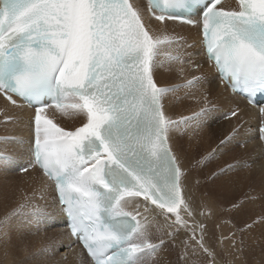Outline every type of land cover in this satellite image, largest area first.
<instances>
[{"label":"snow or ice","instance_id":"snow-or-ice-1","mask_svg":"<svg viewBox=\"0 0 264 264\" xmlns=\"http://www.w3.org/2000/svg\"><path fill=\"white\" fill-rule=\"evenodd\" d=\"M217 5L222 0H148L147 12L202 25L208 59L251 101L264 92V0ZM144 11L130 0H0V92L35 108L33 164L55 182L90 264H146L158 250L148 229L129 221L128 198L143 195L184 227L181 206L192 215L169 146L176 122L162 104L176 89L154 80L160 49L175 38L151 32ZM48 109L85 122L66 131ZM259 132L264 140V126ZM202 239L197 245L212 255Z\"/></svg>","mask_w":264,"mask_h":264},{"label":"bare ground","instance_id":"bare-ground-1","mask_svg":"<svg viewBox=\"0 0 264 264\" xmlns=\"http://www.w3.org/2000/svg\"><path fill=\"white\" fill-rule=\"evenodd\" d=\"M136 3L146 10L144 0H138ZM231 3L234 4L233 1ZM144 16L147 19V27L151 32L156 35H168L175 38V43L170 47L164 46L160 49V54L156 58L158 63L154 69V76L157 79L159 87L177 90L168 92L163 97L162 104L165 116L169 120L176 122L168 133L169 141L183 172V196L190 204L192 212V215H188V213L183 211V206H181V215L187 221V227H184L174 224V214H168V219L164 215H160L162 210L152 204L151 200H145L141 197L128 198L132 202L127 205L125 210L138 215V221L148 229L151 241L159 245L158 250L146 260V264H162L164 258L165 260H174L175 258L170 256L171 252L177 258H183L180 259L182 260V264L184 261L190 263L195 259L197 256L196 252L198 253V257L205 256L206 261H214V264H225L226 258L224 256L226 255L230 260L229 264H245L240 248L232 252V248L228 242L224 239H217L218 233L222 230H224L223 233L225 235L230 234L225 231L227 225L224 223L221 212L224 210V203L221 198L225 195V181L222 177L224 176V172L227 171V169L224 170L225 167L223 168V165L229 159L232 146L235 143L241 142L245 146L247 154L238 155L237 159H240L245 164H249V166L251 164V168L247 166L255 174L256 181L259 180L264 184V140L259 138L260 133L257 128L260 116L254 108L247 104L243 97L231 95L230 89L220 85L219 77L208 66L198 72H191L189 58L193 59L194 55H200L201 49H203V42L200 39L198 27L179 25L175 22L160 23L147 17L146 11H144ZM190 42H194L196 46L191 49L188 48L187 44ZM163 53L172 56L179 55L181 59L178 61L170 60L169 58L163 59L161 57ZM191 62L199 64L200 60H193ZM187 63L188 67H184ZM179 67L183 68V77L186 80L172 79V75L176 74ZM189 82L192 83L189 84ZM187 85L192 87L188 88ZM203 89H206V92H210L211 97L208 100L205 99L203 101L202 94L192 95L197 90ZM194 98H196L194 101H198L196 104L189 106L187 104L186 107L182 106L181 108L180 103ZM214 107L225 111L233 109L229 112V119L236 116L235 120L231 122L229 120L228 123H224L217 130L219 132L215 131L216 135L214 139L221 133L226 132L230 127L225 134V136L229 134L227 143L222 147L220 145L215 151H213V148L218 141L214 140L213 137H205L206 134H204L209 129L208 123L212 118L204 119L206 121L199 120L198 122L200 123L195 125L189 124L190 122L183 123L180 121L178 123V118H180V114L182 113H186L185 117L190 115V119L199 117L200 115L211 116L215 113L212 110L215 109ZM176 108L177 110L175 111ZM237 109L238 113L236 112ZM0 112H2L1 119H5L0 125H3V129L5 127L10 128L8 130L12 132L11 134H13L17 145L16 150L13 149L8 155L3 156L12 157L18 161L17 164H20L19 148L24 144L27 148V154L24 155V157H27L25 166H15V168L19 167L17 172H20L24 167L27 168L30 165L33 140L32 114L27 108L13 106L1 97ZM233 112L235 115H232ZM237 114H240V116L237 117ZM46 115L66 131L74 130L85 122L80 118L69 119L61 117L59 113H54V110L49 111ZM225 116L223 119L227 120ZM236 119L242 120V122L238 123ZM234 129L236 130L233 131ZM198 134H203L202 137L205 138H198ZM213 141H216L215 145H212ZM202 143L203 145H201ZM186 147L189 148L186 149ZM224 150L227 151L225 154ZM206 154L208 157L204 156ZM4 165L9 166V163L6 161ZM12 165H14V162ZM246 170L248 171V168ZM1 171L4 174L0 176L1 181H3V187L9 181H6V179H8L10 174L8 175L6 167ZM231 171H227L225 176ZM247 171L245 173L249 172ZM26 172L24 177L15 175L16 181L9 185L10 187H8L5 193H0V202L2 203L0 205L3 208L5 207V209L7 208V210L2 209L3 212L1 210L2 206L0 208V212H2L0 213V263L90 264L87 255L79 245H76V241L65 228L67 221L63 216L60 204H58L53 184L35 167L29 168ZM262 186L264 188V185ZM16 194L20 195V198L18 197L20 202L13 201L12 196ZM253 197L252 201L255 206L258 204L254 203L257 196L254 195ZM7 200L11 202L10 205L6 204ZM261 211L264 213V207L261 208ZM253 213L254 216L257 215L256 210ZM41 220H44L43 225L40 224ZM43 236H45L44 239ZM201 236H203L202 243L204 247L209 249L212 255L204 252L197 245L196 241L200 240ZM172 242H175V248H168L166 244H171ZM219 251L225 252L226 255L223 253L221 256ZM203 257L201 258L205 259ZM201 260L199 264L208 263H201ZM197 261L198 259L195 260L196 264ZM251 263L254 262L252 261Z\"/></svg>","mask_w":264,"mask_h":264},{"label":"rangeland","instance_id":"rangeland-1","mask_svg":"<svg viewBox=\"0 0 264 264\" xmlns=\"http://www.w3.org/2000/svg\"><path fill=\"white\" fill-rule=\"evenodd\" d=\"M176 42H178V41H176ZM195 46L196 45L194 42H190L187 44V47L190 49L195 47ZM182 56H184V55L182 54ZM161 57L163 59H166V58H169V55H166L165 53H163V54H161ZM179 57H181V56H179ZM196 57H198V55H194L193 59H196ZM189 59H191V58H189ZM175 61H178V60H175ZM187 65H188V63H187ZM181 68L182 67H179L176 71V74L172 75V79L175 78V79H179L180 81L186 80V78L183 77L184 76L183 68L182 69ZM205 68H206V66H205ZM205 68H202V69H205ZM200 70L201 69H199L198 71H200ZM198 71L192 70L191 72L194 73V72H198ZM204 75H206V74H204ZM191 87L192 86H188V88H191ZM178 88H180V87H178ZM175 91H177V90H175ZM206 91H207L206 89L197 90L196 93H194L192 95L195 96L197 94H199V95L202 94V100L203 101L205 99L208 100L211 97V95L209 94L210 92H206ZM192 95H190V96H192ZM195 99L196 98L191 99V100L194 101ZM177 100H178V98H177ZM191 100L190 99L184 100V103L183 102L180 103L181 108H182V106L186 107L187 104L189 106V105L196 104L198 102V101H194L193 103H190ZM183 104H185V105H183ZM214 108L215 109H212V110L215 113L212 114L211 116L200 115L199 117H193L190 119V115L185 117L184 115L186 113L185 114L182 113V114H180V118L182 115L183 116L181 119L178 118L179 119L178 123H180V121L183 123H185V122L189 123L190 122L189 124L195 125V124L200 123V122H198L199 120L206 121L204 119L212 118L211 121L208 123L209 129H207L204 132V134H206L205 137H213V139H214L216 132H219L217 130L220 129L224 123H228L229 120L231 122V121L235 120V118H236V116H234L233 118H231L229 120L223 119V117L225 115H226L225 117L227 118L229 116V112L233 109L225 111L223 109H218V107H214ZM176 110H177V108L175 109V111ZM179 110H181V109H179ZM204 114H206V113L204 112ZM1 115H2V112H0V124H1V122L5 121V119L4 120L1 119V117H2ZM239 116H240V114H237V117H239ZM201 118H203V119H201ZM236 120L238 121V123L242 122V120L241 121L238 119H236ZM8 129L10 130V128H8V127H5L3 129V125H0V157H3V158H0V162L2 164V165L0 164V166L2 167V168L0 167V173H1L0 176L4 175L3 172L1 171L4 167L7 168L8 175L10 174L9 175L10 177L8 176V179H6V181L7 180H9V181H7L6 185L3 187H2L3 181H1V179H0V193H5L6 190L8 189V187H10L9 185H11L12 183H14V181H16L15 175H17L19 177H24V175H26V173H27L26 172V173L20 174L19 172H17L19 167L15 168V166H20V165L25 166V163L27 161V157H24V155L27 154V152H26L27 148H26L25 144L21 145L19 148L20 164H17L18 161L12 157L3 156V155H8L13 149L14 150L17 149L15 138H14L13 134H11L12 132L9 131ZM229 129H230V127L227 129V131ZM235 130L236 129H234L233 131H235ZM227 131L221 133L219 136H216V139H214V140L218 141V143L216 144L217 145L216 146L215 145L216 141L212 142V145L216 146V147L214 146L213 151L217 150V148L220 145L222 147L224 144L227 143V141L229 139V136H228L229 134L227 136H225ZM202 135L203 134H198V138H200V139L205 138V137H202ZM183 144H185V142H183ZM201 145H203V143ZM234 146H236L237 148ZM234 146H232L233 148L230 150L231 154L229 156V159H227L225 161V164L227 163V165H225V164L223 165V168L225 167L224 170L227 169V171H231V170L232 171L229 172V174L227 173L226 176H225V173L227 171H225L224 176L223 177L220 176V177L224 178L223 180L225 181V182L223 181L224 185H225V189H224L225 195H223V197L221 198L222 202L224 203V207H223L224 210L221 212L223 214L224 223L227 225V228L225 231L229 232L230 234L225 235L223 233L224 230H222L221 232L218 233L217 239L218 240L224 239L226 242H228V244L232 248V252H234L237 248H240V250L242 251V255H243V259L245 261V264H254V263L255 264H264V220H263L264 219V217H263L264 213L261 211V208L264 207V202H263L264 201V196H263L264 195V188H262L263 187L262 185H264V184H262L261 181H259V180L256 181V178L254 177L255 174H253L249 169V167L251 168V164L249 166V164H245L243 161H240V159H237L238 155L246 153L245 146L243 144H241V142L235 143ZM188 148L189 147H186V149H188ZM224 151H225L224 152V154H225L227 151L226 150H224ZM209 154H211V153H209ZM212 154H214V152H212ZM204 156H207V154ZM220 160H222V159H220ZM6 161L9 163V166L4 165V164H6ZM3 162H4V164H3ZM13 162H14V165H12ZM232 164H234V165H232ZM243 164H244V166H246L248 168L249 172L246 170L247 169L246 167L242 166ZM12 167H14V168L12 169ZM24 168H26V167H24ZM14 169H16V170H14ZM246 171L248 173H245ZM11 178H13V179H11ZM221 179H220V181H221ZM18 182H20V181H18ZM260 184H262V185L260 186ZM254 195L257 196L254 203H258L255 206L253 205V201H252V199L254 198L253 197ZM18 197L20 198L19 194L12 196L13 201L14 202H17V201L20 202L18 200L19 199ZM10 203L11 202L9 200L6 201V204L10 205ZM245 203H246V205H245ZM0 204H2V203L0 202ZM1 206L2 205H0V208H1ZM2 209L7 210V208L5 209V207L3 208V206L1 208V210ZM3 210H2V212H3ZM254 210H256V213H257L256 216L253 215ZM2 212H0V213H2ZM35 221H37V220H35ZM255 221H256V223H255ZM40 224L43 225L44 220H41ZM258 224H260V225H258ZM4 238H6V236H4ZM44 238H45V236H43V239ZM153 241H157V240H153ZM215 241H217V240H215ZM175 245H176L175 242H172L171 244H169V243L166 244V246L168 248H171V249L175 248ZM70 251H71V249H70ZM223 253H224V255H226L225 252L219 251V254L221 256ZM172 254L173 253L171 252L170 256L172 258H175V259L174 260L173 259L172 260H165V258H164L162 260V264L163 263H165V264H171V263L172 264H182V262H181L182 260H180V259H183V258H180V257L177 258V256L175 254H173L174 256ZM195 254L197 255L195 257V259H193L190 263H186L183 260L185 262V263L183 262V264H196V262H195L196 259H198L197 264H199L200 260L202 259L201 257H203V256L198 257L197 252ZM224 257L226 258L225 264H229L230 260L228 259V256L226 255ZM203 258H205V256ZM201 261H202L201 263L208 262L205 264H214V261H210V260L206 261V258L202 259ZM252 261L254 263H251ZM0 264H3V263H0Z\"/></svg>","mask_w":264,"mask_h":264}]
</instances>
